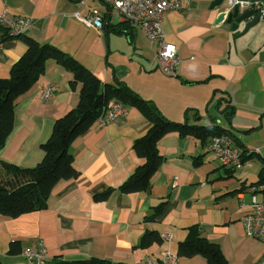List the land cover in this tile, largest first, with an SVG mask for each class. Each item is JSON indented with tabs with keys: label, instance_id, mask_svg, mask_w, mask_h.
Segmentation results:
<instances>
[{
	"label": "crops",
	"instance_id": "1",
	"mask_svg": "<svg viewBox=\"0 0 264 264\" xmlns=\"http://www.w3.org/2000/svg\"><path fill=\"white\" fill-rule=\"evenodd\" d=\"M179 1L181 8L168 10L161 24L179 57L176 73L166 75L157 66V43L147 41L139 26L127 22L124 33L108 31L107 20L116 24L124 19L109 15L101 0H0V13L31 19L26 35L74 57L101 83L121 80L174 121H183L185 111L191 124H206L210 116L229 130L235 146L247 151L240 166L226 168L207 151L210 138L203 143L167 133L157 143L164 161L149 188L122 193L117 187L140 161L131 143L149 125L137 108L124 107L73 140L70 151L78 175L57 182L44 209L13 218L0 215L3 264H22V252L38 241L47 251L46 264L90 257L125 264H206L201 256H176L192 225L219 244L228 264H264V242L247 236L240 220L250 199L246 188L264 172V51L253 38L237 36L218 20L219 13L225 19L230 11L225 10L230 0L213 7V0ZM93 8L102 15L100 29L81 19ZM25 48L20 37L0 28V78L9 76ZM71 78L55 61L46 62L44 73L16 99L14 128L0 148V159L21 167L41 160L39 145L53 121L78 101L79 85L72 87ZM49 86H54L52 96L42 99ZM226 106L234 110L229 123L220 112ZM194 112L201 118L192 117ZM107 188L105 199L94 198ZM162 200L157 217L146 219ZM145 230L156 231L162 242L138 248ZM10 241L20 243L21 253L7 254Z\"/></svg>",
	"mask_w": 264,
	"mask_h": 264
},
{
	"label": "trees",
	"instance_id": "2",
	"mask_svg": "<svg viewBox=\"0 0 264 264\" xmlns=\"http://www.w3.org/2000/svg\"><path fill=\"white\" fill-rule=\"evenodd\" d=\"M126 23L127 21L124 20L110 24L107 20L106 27L108 31L121 34L124 33L123 26ZM3 30L7 31L6 28ZM7 33L9 36L20 37L26 48L11 65L9 76L0 78V148L14 128L17 97L26 92L44 73L47 61L53 60L70 72L72 75L70 85L75 87L78 84L79 89L76 105L53 121L48 138L39 145L43 152L41 160L34 166L21 167L0 159L1 216L13 218L23 213L44 209L57 182L77 177L78 171L73 165L70 145L76 137L91 128L99 116L103 115L110 101L117 102L123 107L137 108L149 122L146 131L131 143V150L140 161L117 187L122 193L141 192L149 188L152 175L164 161V157L157 150V143L167 133L176 132L181 137L191 136L203 143L212 136L230 133L229 130L216 124L210 116L206 117V124L202 125L189 123L187 111L181 122L168 119L152 101L143 99L121 80L115 78L113 84L101 83L78 60L54 45L39 42L26 35L25 31L18 35L10 34L8 31ZM220 112L225 115L229 123L234 112L233 107L226 106ZM192 117L201 118L197 112H194ZM245 153L246 150L241 161ZM198 163L199 161L195 164ZM110 191L111 188H107L94 198L103 200ZM164 204L165 200H162L156 206H152L151 212L145 216L146 219H155ZM161 242L162 237L156 231L145 230L139 238L137 247L148 248L154 243ZM21 251L18 241L9 242L7 254L16 255ZM177 255L201 256L206 264H228L219 244L207 239L198 225L188 228L185 239L177 245ZM61 263L125 264L92 257L70 259ZM0 264L3 263L0 261Z\"/></svg>",
	"mask_w": 264,
	"mask_h": 264
},
{
	"label": "built area",
	"instance_id": "3",
	"mask_svg": "<svg viewBox=\"0 0 264 264\" xmlns=\"http://www.w3.org/2000/svg\"><path fill=\"white\" fill-rule=\"evenodd\" d=\"M108 8V13H117L127 22L139 26L149 42L155 41L157 47L155 55L159 70L166 75H174L177 71L179 57L177 48L165 39L162 30V20L168 10L181 8L179 0H101ZM237 6L240 10L251 9L258 12L264 18V0H230L226 11ZM78 15L77 12L74 13ZM83 23L87 26H95L100 29L103 25L102 15L97 9H90L81 16ZM31 24V19L26 16L10 17L6 12L0 13V28L13 35L26 31ZM54 92V86L46 87L40 94L42 99H48ZM124 112L121 104L110 101L103 115L97 119L99 123L105 124L117 114ZM207 151L219 164L226 168L240 166L242 155L245 151L242 147L233 144L228 134L212 136L207 143ZM255 150L251 149V152ZM246 191L250 193L249 202L246 203L247 210L241 215V223L245 234L249 237L264 242V172L261 180L250 184ZM243 204V201H241ZM168 254L164 253V256ZM22 264H46L47 251L41 242H37L33 249L22 252ZM169 257V256H168Z\"/></svg>",
	"mask_w": 264,
	"mask_h": 264
},
{
	"label": "water",
	"instance_id": "4",
	"mask_svg": "<svg viewBox=\"0 0 264 264\" xmlns=\"http://www.w3.org/2000/svg\"><path fill=\"white\" fill-rule=\"evenodd\" d=\"M222 0H213L211 2V7L217 6L221 3ZM221 12L218 15V20H224L227 24L230 25L232 31H236L242 27L241 30L237 33V36L244 34L251 26L259 22V14L254 13L252 10H245L239 12L237 7H234L231 12L226 14Z\"/></svg>",
	"mask_w": 264,
	"mask_h": 264
},
{
	"label": "rangeland",
	"instance_id": "5",
	"mask_svg": "<svg viewBox=\"0 0 264 264\" xmlns=\"http://www.w3.org/2000/svg\"><path fill=\"white\" fill-rule=\"evenodd\" d=\"M241 28L242 27L240 26V29H238L236 33H238ZM243 35L245 39L247 37L253 38V43L258 48V50L261 49L264 51V18H260L259 22L251 26Z\"/></svg>",
	"mask_w": 264,
	"mask_h": 264
},
{
	"label": "bare ground",
	"instance_id": "6",
	"mask_svg": "<svg viewBox=\"0 0 264 264\" xmlns=\"http://www.w3.org/2000/svg\"><path fill=\"white\" fill-rule=\"evenodd\" d=\"M234 7H237V6H234ZM234 7H233V8H234ZM233 8H231L229 12H231V11L233 10ZM237 9H238L239 12H241V11H245V10H251V9L240 10L238 7H237ZM252 11H253V10H252ZM253 12H254V11H253ZM254 13H258V12H254ZM110 14H111V13H110ZM258 14H259V13H258ZM259 18H261V17H260V14H259ZM1 28H3V27H1ZM236 31H237V30H236ZM236 35H237V33H236ZM122 107H123V106H122ZM123 109H124V107H123Z\"/></svg>",
	"mask_w": 264,
	"mask_h": 264
},
{
	"label": "flooded vegetation",
	"instance_id": "7",
	"mask_svg": "<svg viewBox=\"0 0 264 264\" xmlns=\"http://www.w3.org/2000/svg\"><path fill=\"white\" fill-rule=\"evenodd\" d=\"M238 31V30H237ZM237 31H235V32H237Z\"/></svg>",
	"mask_w": 264,
	"mask_h": 264
}]
</instances>
